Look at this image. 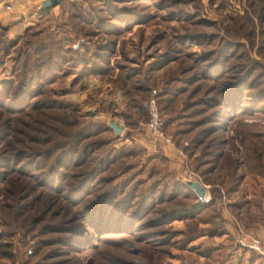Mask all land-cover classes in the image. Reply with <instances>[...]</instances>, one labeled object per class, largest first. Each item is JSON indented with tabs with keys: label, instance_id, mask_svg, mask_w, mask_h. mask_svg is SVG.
I'll use <instances>...</instances> for the list:
<instances>
[{
	"label": "rangeland",
	"instance_id": "obj_1",
	"mask_svg": "<svg viewBox=\"0 0 264 264\" xmlns=\"http://www.w3.org/2000/svg\"><path fill=\"white\" fill-rule=\"evenodd\" d=\"M25 14L0 24V264H264L237 238L264 237V0H64ZM42 47L63 53L48 81L21 65ZM153 89L172 145L148 131ZM114 118L130 142L104 130ZM94 123L68 146L78 161L53 172L52 151L42 166L36 151L59 130ZM130 145L140 154L123 155ZM71 226L77 241L60 239Z\"/></svg>",
	"mask_w": 264,
	"mask_h": 264
},
{
	"label": "trees",
	"instance_id": "obj_2",
	"mask_svg": "<svg viewBox=\"0 0 264 264\" xmlns=\"http://www.w3.org/2000/svg\"><path fill=\"white\" fill-rule=\"evenodd\" d=\"M63 1L64 0H61L60 3L63 2ZM62 54L63 53L60 50H58V49H56V51H54V53H52V51L49 53V51H45V47H42L39 50L35 49V52L32 55L33 56V60H31L32 62H30L31 64H28V62H29L28 61L29 54H26L25 57H26L27 60L26 59H22L21 60L22 61L21 65L26 67L27 70L28 69L30 70V69L33 68L36 71V76H38V72H39V74H40L39 77L41 79H43V81H48L51 78V76H52V75L49 76V73H50L51 67L53 66V60H54V65H55L57 62H59L58 59H60V61L62 60V58H61V56H63ZM52 56H54V57H52ZM239 85H240V83L236 84L234 86V88L237 90V92L238 91L240 92V86ZM8 98H9V95H8V92H6V89L0 88V105L1 106L5 105L4 103H5V101ZM160 99H161L160 97H157V101H158L159 104L161 102ZM226 99L229 100L228 97ZM230 105L231 104L229 103V106ZM44 107L45 108H49L48 105H45L42 108H44ZM52 107H54V106H51V108ZM159 109H160L161 115L163 116L162 111H161L162 108L160 106H159ZM51 114H52V111L50 112V115ZM169 121H170V118L165 120V123H164V130L165 131L167 130L168 123H170ZM46 125L47 126H52V125H49V124H46ZM92 126L95 128V123H94V125H88V126H85L83 124H79V126L76 127V129H74V131H71L70 133H64L65 129L63 131L59 130L61 136L67 137L66 139L64 137V140L58 139L59 136H57V138L55 136L52 137V135L50 137H48L47 140L51 141L54 138V139H58L59 142L54 143V146L53 145L46 146V148H44L43 150H40V152H39V150L36 151L37 153H41L40 154V157H41L40 160L43 159V161L41 162L42 166L45 165L48 162L49 158H51L52 151L56 152L55 153L56 155L54 154L53 162L48 165V168L49 169L52 168L53 172L56 171V173H58L57 170H55V166L56 167L58 166V167L65 168L66 166L69 167L68 166V165H70L69 163H71L73 165V163L75 161H78V159H77L78 157L77 156H79L80 154L74 155V153L71 152L68 149V146H70L72 143L74 144L75 142L80 141V139H83V138L87 137V135H86L87 132H88L87 130H89L88 128H92ZM104 130L112 131L114 134H116L110 125L105 127ZM137 150H138V147H136V145H130V146L123 147L122 148V153H123V155H127V154L131 155V154H135V153L137 154L138 153ZM58 151H61V152H58ZM19 152H20L19 149H15L14 150V155L11 158L12 162L19 160V158H18V153ZM82 153L85 154V151L83 149H82ZM138 154H140V153H138ZM2 163L7 164L6 160H3ZM36 163H37V161H35V162L34 161L26 162L23 166L18 168V171L21 170L22 172H24L25 169H27L28 167H33ZM38 167H39V164H38L37 168ZM93 174L94 173H89V174L85 175L84 176V180L83 181L81 180V182H80V186L81 185H85L87 182L89 183V180H90V178H92ZM84 181H86V182H84ZM177 182L180 183L179 181H177ZM180 184L185 186L186 188H188L186 185H184L182 183H180ZM47 185L50 186V188H53L55 186L53 183H50V184L48 183ZM75 187H76V185H75ZM78 192H79V190H78ZM78 194H80V192ZM129 197H130V195H129ZM102 199H103V201L98 199L97 202H95L94 204L96 205L99 202L102 203V202L107 200V199H104L103 197H102ZM120 201H123V199H121ZM123 213L124 212L120 210V212L118 213V217H121L123 219L124 216H125V214H123ZM103 220H104L103 216L101 218L100 215H98L97 221H96L97 225L101 224V222ZM28 227H26V229H28ZM91 227H93L94 230H96V231H94L95 233L99 229V227H97V226H93L92 225ZM69 228L72 231L73 235L72 236H68L67 235V236H63V237L60 236V239H64V240L70 239L71 241H74V242L77 241V239H78L77 234H82L81 228H79L78 226H71ZM58 229H62V227L59 224H57V225H45L44 229H42V228L40 229L39 228L38 234L41 235V232H57ZM223 231H224V229L222 228V230H220L218 233H222ZM85 234L88 235L89 232H86ZM54 239H56V238H54ZM51 240H53V239L52 238L42 239L41 241H39L40 243H38V244L49 243V241L51 242ZM8 256H9V254L6 253L5 257L7 258Z\"/></svg>",
	"mask_w": 264,
	"mask_h": 264
},
{
	"label": "built area",
	"instance_id": "obj_3",
	"mask_svg": "<svg viewBox=\"0 0 264 264\" xmlns=\"http://www.w3.org/2000/svg\"><path fill=\"white\" fill-rule=\"evenodd\" d=\"M5 8H9V3L4 4ZM157 99V89H153L150 92L149 98L147 99V111H148V121L147 127L148 131L153 139L154 143H162L163 145H172V137L165 132L164 130V123L165 118L161 116L159 108H158V101ZM116 123L122 125L121 131L118 133L120 134L121 138H124V141L130 142V137L125 133V126L123 123L122 118H114ZM238 241L240 244L246 246L251 251L259 253L260 255L264 256V237H261L256 234H249L244 232L243 230H239L238 234ZM30 252V250H28Z\"/></svg>",
	"mask_w": 264,
	"mask_h": 264
},
{
	"label": "crops",
	"instance_id": "obj_4",
	"mask_svg": "<svg viewBox=\"0 0 264 264\" xmlns=\"http://www.w3.org/2000/svg\"><path fill=\"white\" fill-rule=\"evenodd\" d=\"M40 2H41V0H0V24L12 25L19 18L22 19V21H26L28 19V17H30L27 14H25L27 9H34L38 13H45L49 9L46 11L39 10ZM5 3H9L10 7L5 8V6H4ZM50 8H52V7H50ZM241 214H242V212H241ZM254 222H255V224L257 223L256 220ZM252 225H254V224H252ZM255 227H254L255 229H258L257 225ZM260 230H258V232H260ZM261 232H262V234H264V230H261ZM245 248L246 247H243L242 249L236 248L234 250V253L238 252L239 255H233V256L234 257L240 256V259L244 258L245 257L244 249ZM218 250H220L219 247L214 248V251H218Z\"/></svg>",
	"mask_w": 264,
	"mask_h": 264
},
{
	"label": "water",
	"instance_id": "obj_5",
	"mask_svg": "<svg viewBox=\"0 0 264 264\" xmlns=\"http://www.w3.org/2000/svg\"><path fill=\"white\" fill-rule=\"evenodd\" d=\"M61 0H41L39 4V10L46 11L50 7L56 6ZM109 125L112 127L114 132L119 133L122 129V125L115 122V120H110ZM182 182L190 187L194 193H196L200 202H204L207 197V188L199 179L194 177L182 178Z\"/></svg>",
	"mask_w": 264,
	"mask_h": 264
}]
</instances>
